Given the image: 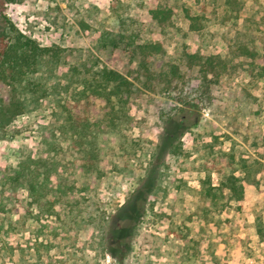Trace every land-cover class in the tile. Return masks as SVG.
<instances>
[{
  "label": "rangeland",
  "instance_id": "obj_1",
  "mask_svg": "<svg viewBox=\"0 0 264 264\" xmlns=\"http://www.w3.org/2000/svg\"><path fill=\"white\" fill-rule=\"evenodd\" d=\"M157 6L171 11L163 27L151 14ZM8 22L53 51L13 87L0 83V95L11 90L21 104L11 122L0 119V264H116L101 243L106 221L143 179L163 119L180 111L172 94L136 85L126 122L97 138L100 174L84 171L62 108L74 93L66 86L96 63L123 72L128 56L101 46L119 33L160 43L156 66L199 53L225 67L182 151L166 159L126 264H264V176L245 185L241 202L220 189L233 156L264 153V0H0L4 42ZM191 75L197 80L199 68ZM28 158L55 169L41 207L25 188L4 185ZM205 184L218 196H206Z\"/></svg>",
  "mask_w": 264,
  "mask_h": 264
},
{
  "label": "trees",
  "instance_id": "obj_2",
  "mask_svg": "<svg viewBox=\"0 0 264 264\" xmlns=\"http://www.w3.org/2000/svg\"><path fill=\"white\" fill-rule=\"evenodd\" d=\"M170 13V10L160 6L151 11L153 19L161 27L165 26ZM187 16L190 21L194 20V17ZM8 24L9 32H12L9 41L4 42V37H0V83L3 87L7 86L6 82L13 87L22 76L34 74L38 63L53 51L51 47H41L17 31L10 22ZM192 28L195 29L194 25ZM114 36L110 39L105 37L101 46L128 56L129 62L124 71L118 72L96 63V67L84 69L76 79L70 78L66 86L67 91L72 89L74 93L62 108L66 114L67 131L81 152L84 171L100 174L97 138L107 132L108 127L116 129L126 122L128 97L136 85L154 94H172L180 106L179 112L163 119L165 133L145 168L143 179L106 221L102 246L116 264H126L148 200L158 190L166 159L182 151V137L199 124L201 115L196 110L200 103L211 99L212 86L219 82L225 67L218 55L205 56L199 53H185L182 58L184 63L165 62L156 66L155 58L163 52L160 43H140L127 33ZM194 67L199 68L197 80L191 75ZM10 92L8 96L0 95V119L8 123L21 110L20 101L15 100ZM194 97L197 100L195 103ZM98 111L101 112L100 116L91 121V116ZM103 122H106L104 126ZM263 145L264 137L262 147H259L264 152ZM232 158L236 168L225 177L220 189L221 192L228 190L237 202H241L246 198L245 185H256L259 182L258 175L264 176V160H261L264 159V153L255 159L241 154L238 158ZM54 170L50 163L28 158L20 161L12 174L5 177L4 185L13 189L25 188L31 202L41 207L51 190L49 178ZM203 188L206 196H218L214 187L205 184Z\"/></svg>",
  "mask_w": 264,
  "mask_h": 264
}]
</instances>
